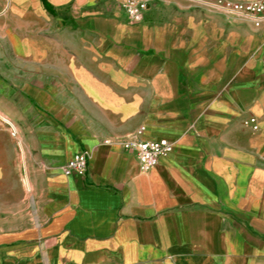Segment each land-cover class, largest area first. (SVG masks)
<instances>
[{"label": "crops", "instance_id": "1", "mask_svg": "<svg viewBox=\"0 0 264 264\" xmlns=\"http://www.w3.org/2000/svg\"><path fill=\"white\" fill-rule=\"evenodd\" d=\"M252 1L0 0V264H264V20L217 7Z\"/></svg>", "mask_w": 264, "mask_h": 264}, {"label": "built area", "instance_id": "2", "mask_svg": "<svg viewBox=\"0 0 264 264\" xmlns=\"http://www.w3.org/2000/svg\"><path fill=\"white\" fill-rule=\"evenodd\" d=\"M150 0H123V6L133 23L140 22L149 8ZM221 10L253 19L257 24L264 20V0H255L247 3L226 2L217 5ZM245 124L254 131L258 129L257 118L251 116ZM106 141H110L107 139ZM124 148L136 153L142 171L154 168L161 156L173 150L174 143L168 139L145 140L138 136L132 140H121ZM87 158L84 153L77 154L67 165L66 173H85Z\"/></svg>", "mask_w": 264, "mask_h": 264}]
</instances>
